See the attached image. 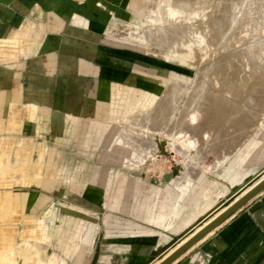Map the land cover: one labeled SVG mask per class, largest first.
I'll return each mask as SVG.
<instances>
[{"label": "crops", "instance_id": "obj_1", "mask_svg": "<svg viewBox=\"0 0 264 264\" xmlns=\"http://www.w3.org/2000/svg\"><path fill=\"white\" fill-rule=\"evenodd\" d=\"M133 2L0 0V264H22V251L16 249L30 246L34 254L40 245L47 250L42 255L59 249V228H67L60 243L68 255L69 241L75 235L90 240L96 224L85 264H154L204 215L188 225L185 221L204 213L211 197L222 191L209 183L200 193L183 195L172 181L109 176L99 166L86 178L83 166H65L71 162L70 148L79 151L78 163L94 162L81 154L101 147L99 163L117 162L118 149L106 150L113 139L112 112L127 108L130 89L151 94L165 78L149 61H136L129 50L104 40L113 24L134 11ZM72 179L85 183L81 193ZM62 195L78 197L79 209L65 207V201L57 207L53 197ZM84 207L105 213L92 216ZM45 229L46 243L35 238ZM200 254L209 264H264V191L171 264H198ZM85 256L79 251L68 259L80 264ZM25 258L28 262L30 256ZM49 259L61 264L56 256Z\"/></svg>", "mask_w": 264, "mask_h": 264}, {"label": "rangeland", "instance_id": "obj_2", "mask_svg": "<svg viewBox=\"0 0 264 264\" xmlns=\"http://www.w3.org/2000/svg\"><path fill=\"white\" fill-rule=\"evenodd\" d=\"M131 5L135 7L134 11L127 17H122L121 21H117L118 25L113 24L110 34L105 35L104 40L112 43L117 49L129 50L130 57L136 61L143 59L149 61L152 69L164 71L165 78L158 77L164 80L158 90L151 94L130 89L129 99L124 103L127 104V108L123 105L117 114L112 112L113 121L109 124L113 128V139L110 140L111 147L106 150L113 153L118 149L117 162L99 163V156L105 151V148L101 147L92 155L81 154L83 157H90L94 162L78 163L82 160L79 151L77 148H70L67 154L71 162L65 163V166L70 170L83 166L81 173L86 178L92 177L95 166H99L100 171L109 176L120 173L139 178L146 183L151 180L154 184H159L166 173L178 168V174L170 181L178 189L181 188L183 195L188 190L200 193L210 183L213 190L222 191L211 197L215 201L212 213L201 212L202 214L197 217L185 221L188 225L200 216L204 215L199 219L208 215L200 223L198 219L193 224L191 228L194 232L197 226L211 217V214L221 211L233 199L242 196L244 191L253 188L264 178V0H134ZM191 16L193 17L189 18ZM119 56L125 57L121 54ZM260 91L263 93L262 96ZM168 92L173 95L168 96L167 115L150 118L152 110L158 107L159 99ZM171 98H174L173 101ZM226 98L230 100L228 109L218 110L217 107L221 105V101H226ZM231 103H234L233 107ZM205 108L207 112L211 111V108L217 110L211 111L213 116L210 112L205 115L202 113V109ZM205 117L210 120L216 118L208 128L199 125V121L206 119ZM221 120L226 126L221 124ZM248 174H252L250 179L241 185ZM69 182L77 193H81L86 186L75 179ZM263 191L264 189L260 193ZM230 192H234V198L227 199ZM53 198L57 207L65 201L74 204L63 202L65 207L79 209L75 206L80 205L78 197H75V200L70 199L68 195ZM110 199L104 203L106 208H109ZM223 199L224 202H221ZM84 208L92 216L105 213V211L97 213L93 207ZM104 219L105 217L102 219L98 217L97 221L103 222ZM79 222L87 224V230H92V226L86 221ZM98 227V224L93 227L92 236L88 241L76 235L71 238L68 255L60 243V239L66 237L67 228L56 230L57 233L60 232L58 245L61 251L51 250L47 255H42V252L47 250H42L40 245L38 249L34 247V254L31 253L30 246L27 250L16 251H22V264H33L30 259L26 262V256H33L36 264H49L50 256H56L61 264H76V261L68 257L81 251L86 256L81 257V263L80 259L78 263L85 264ZM79 229L73 226L75 234L79 233ZM193 232L190 230L189 234L178 241L179 243L159 255L154 264H160L165 255ZM47 236L45 229L35 238L46 243ZM99 236L100 234L97 240ZM31 238L24 240H29L27 243L31 244ZM80 242L88 244L81 245ZM198 264H209L204 254L199 255Z\"/></svg>", "mask_w": 264, "mask_h": 264}, {"label": "bare ground", "instance_id": "obj_3", "mask_svg": "<svg viewBox=\"0 0 264 264\" xmlns=\"http://www.w3.org/2000/svg\"><path fill=\"white\" fill-rule=\"evenodd\" d=\"M207 1V0H206ZM254 3V2H253ZM224 4V3H223ZM228 4H229V2H228ZM247 4V3H246ZM182 5V4H181ZM195 5V4H194ZM200 5V4H199ZM247 5H249V4H247ZM224 6V5H223ZM228 6V5H227ZM194 7V6H193ZM197 7V6H196ZM212 7V6H211ZM210 7V8H211ZM225 7H226V5H225ZM247 7V6H246ZM227 8V7H226ZM194 9V8H193ZM188 10V9H187ZM210 10V9H209ZM186 11V10H185ZM187 12V11H186ZM189 12V11H188ZM199 12V11H198ZM192 13V12H191ZM193 13H194V11H193ZM192 13V14H193ZM196 13V12H195ZM200 13H202V12H200ZM199 13V14H200ZM205 13V12H204ZM191 14V15H192ZM207 14V13H206ZM190 15V14H189ZM195 15H197V14H195ZM208 15V14H207ZM188 16V15H187ZM186 16V17H187ZM198 16H200V15H198ZM202 16V15H201ZM209 16V15H208ZM184 17V16H183ZM182 17V18H183ZM193 16H191V17H189V18H192ZM195 17V16H194ZM201 18V17H200ZM238 18V17H237ZM196 20H198V18L196 19ZM195 20V21H196ZM204 20V22H205V19H203ZM203 20H202V22H203ZM209 20V19H208ZM185 21V20H184ZM188 21V20H187ZM189 22V21H188ZM198 22V21H197ZM226 22H227V20H226ZM196 23V22H195ZM188 24V23H187ZM207 24V23H206ZM227 24H228V22H227ZM234 24V23H233ZM193 26V25H192ZM198 26V25H197ZM200 26V25H199ZM205 26V25H204ZM183 29H184V27H183ZM183 31V30H182ZM208 32V31H207ZM190 33V32H189ZM183 34V33H182ZM209 34V33H208ZM211 34V33H210ZM186 35V34H185ZM184 35V36H185ZM187 36V35H186ZM206 36V35H205ZM212 36H214V35H212ZM180 38V37H179ZM182 38V37H181ZM203 38H205V37H203ZM211 38V37H210ZM215 38V37H214ZM245 38V37H244ZM180 40V39H179ZM195 40H196V38H195ZM178 41V40H177ZM184 41H185V39H184ZM178 43V42H177ZM181 43V42H180ZM196 44V43H195ZM212 44V43H211ZM182 45V44H181ZM228 45V44H227ZM235 46H237V45H235ZM210 47V46H209ZM228 47V46H227ZM230 47V46H229ZM239 47V46H238ZM235 49V48H234ZM236 50V49H235ZM217 51V50H216ZM220 51V50H219ZM227 51V50H226ZM238 53V52H237ZM239 54V53H238ZM192 55V54H191ZM224 55V54H223ZM190 56V55H189ZM182 59V58H181ZM180 59V60H181ZM188 59V58H187ZM214 59V58H213ZM183 60V59H182ZM190 62V61H189ZM215 62V61H214ZM219 68V67H218ZM223 69V68H222ZM214 75H215V73H214ZM226 76V75H225ZM229 77V76H228ZM236 77V76H235ZM235 77H233V78H235ZM258 78V77H257ZM225 79V78H224ZM259 79H261V78H259ZM264 79V78H263ZM232 81V80H231ZM218 82V81H217ZM227 84V83H226ZM260 84V83H259ZM210 85H212V84H210ZM231 85V84H230ZM243 85V84H242ZM262 85H263V83H262ZM241 86V85H240ZM232 87V86H231ZM234 87H235V85H234ZM242 87V86H241ZM244 88H246L245 86H243ZM259 87V86H258ZM260 87H261V85H260ZM176 88V87H175ZM220 88V87H219ZM262 88V87H261ZM227 89V88H226ZM233 89V88H232ZM243 89V88H242ZM172 92H173V90H171ZM176 90H174V92H175ZM199 91V90H198ZM197 91V92H198ZM232 91V90H231ZM203 92V91H202ZM210 92V91H209ZM223 92V91H222ZM249 92V91H248ZM247 92V93H248ZM170 93L171 92H168L166 95H164V96H162V98L161 99H159V102H158V107L156 108V109H153L152 110V114L150 115V118H152V117H155V116H160V117H162V116H166L167 115V113H168V111H169V100H168V96H171V95H173V93L170 95ZM194 93V92H193ZM233 93V92H232ZM251 93V92H250ZM249 93V94H250ZM260 93H261V96H262V92L260 91ZM260 93L258 92V94L260 95ZM230 95V94H229ZM240 95V94H239ZM193 96V95H192ZM224 96V95H223ZM228 96V95H227ZM173 97V96H172ZM205 97V96H204ZM211 97V96H210ZM210 97H208V98H210ZM247 97H248V95H247ZM252 97V96H251ZM253 98V97H252ZM256 98V97H255ZM170 99V98H169ZM172 99V98H171ZM174 99V98H173ZM173 99H172V101H173ZM197 99H199V98H197ZM206 99L207 98H205V103L207 102L206 101ZM216 99V98H215ZM220 99V98H219ZM222 99V98H221ZM237 99H238V97H237ZM254 99V98H253ZM258 99H259V97H258ZM212 100V99H211ZM229 100V98L227 99L226 98V101H221L222 103H221V105H219L218 107H217V109L218 110H222L223 108L224 109H228V103L230 102V100ZM255 100H257V99H255ZM171 101V102H172ZM175 101V100H174ZM191 101V100H190ZM236 101V100H235ZM243 101H244V99H243ZM260 101V100H259ZM209 102H210V100H209ZM212 102V101H211ZM239 102V101H238ZM201 103V102H200ZM226 103V105H224ZM240 103H241V101H240ZM253 103H254V101H253ZM193 105H194V103H193ZM232 105H234V103H231V107H233ZM254 105H256V103H254ZM157 106V105H156ZM225 106V107H224ZM204 107V106H203ZM211 107V106H210ZM236 107H237V105H236ZM155 108V107H154ZM234 108H235V106H234ZM234 108H233V110H234ZM241 108V107H240ZM246 108V107H245ZM198 109V108H197ZM213 109H215V108H211V111L213 110ZM217 109H215V110H217ZM200 110V109H199ZM198 110V111H199ZM237 110V109H236ZM240 110V109H239ZM241 110H243V109H241ZM197 111V110H196ZM209 111L210 112V114H212V112L214 111ZM209 112H207V109L205 108L204 110L202 109V113L203 114H205V115H208V113ZM217 112V111H216ZM230 112V111H229ZM234 112H235V110H234ZM240 112V111H239ZM231 113H233V112H231ZM186 114V113H185ZM209 114V115H210ZM220 115V114H219ZM218 115V116H219ZM227 115V114H226ZM212 116H213V114H212ZM218 116H217V118H218ZM220 116H223L224 117V115H220ZM206 118V117H205ZM208 119V120H207ZM216 118H212V120H210L209 118H206V119H203L201 122L199 121V125H203V128H204V126H206L207 128L213 123V121L215 120ZM224 120H225V118H224ZM226 121V120H225ZM221 122H222V120H221ZM229 122V121H228ZM225 123V122H224ZM220 124V123H219ZM221 124H223V122L221 123ZM228 124V123H227ZM224 125V124H223ZM224 126H226V125H224ZM201 128V127H200ZM202 128V129H203ZM228 128V127H227ZM191 131V130H190ZM196 131V130H195ZM194 131V132H195ZM198 132V131H197ZM196 135V134H195ZM209 145V144H208ZM150 148V147H149ZM258 180V179H257ZM256 180V181H257ZM262 180H264V178H262V179H260L258 182H257V184L256 185H258V183H260ZM180 183V182H179ZM185 185V184H184ZM255 185V186H256ZM254 186V187H255ZM180 187V186H179ZM236 187H238V186H236ZM251 187V186H250ZM253 187V188H254ZM239 188V187H238ZM248 188V187H247ZM253 188H251V189H253ZM181 189V188H180ZM251 189H249V190H246V191H244V193L242 194V196H244L246 193H248ZM233 190V189H232ZM231 190V191H232ZM245 190V189H244ZM239 194V193H238ZM242 196H240V197H242ZM240 197L239 196H237L235 199H233L232 200V202H230L227 206H225L221 211H218V213H216V214H214V215H210L211 217L210 218H208L206 221H204L202 224H198L197 223V225H199V226H197L196 227V229H195V231L193 232V229H192V234L189 236V237H187V238H185L177 247H175L174 249H172L167 255H165L163 258H162V260L161 261H163L164 259H166L167 257H169L174 251H176L181 245H183L186 241H188L191 237H193L196 233H198L199 231H201L202 229H204L207 225H209L212 221H214L217 217H219V215L221 214V213H223L224 211H226L229 207H231L236 201H238L239 199H240ZM232 198H234V197H232ZM231 198V199H232ZM211 200V199H210ZM208 201L207 202V204L203 207V209H202V212H209V211H211L212 210V208H214L215 206H214V204H215V201L214 202H211V201ZM220 200V199H219ZM229 201H231V200H229ZM228 201V202H229ZM220 202V201H219ZM221 203V202H220ZM210 208V209H209ZM209 209V210H208ZM215 209V208H214ZM217 210V209H216ZM215 212V211H214ZM207 214H209V213H207ZM208 216V215H207ZM189 234V233H188ZM186 236V235H185ZM185 236H183L182 238H184ZM179 243V242H178ZM177 244V243H176ZM173 247V246H172ZM31 258V257H30ZM29 258V259H30ZM52 258V257H51ZM35 259V258H34ZM33 259V260H34ZM19 260V259H18ZM31 260V259H30ZM160 261V262H161ZM16 262V261H15ZM55 262V261H54ZM56 263H58V260H57V262ZM19 264V263H18Z\"/></svg>", "mask_w": 264, "mask_h": 264}, {"label": "water", "instance_id": "obj_4", "mask_svg": "<svg viewBox=\"0 0 264 264\" xmlns=\"http://www.w3.org/2000/svg\"><path fill=\"white\" fill-rule=\"evenodd\" d=\"M178 174V168L174 169L171 172H168L164 175L161 182L166 183L169 182L174 176ZM264 189V180L258 183L253 189H251L248 193H246L243 197H241L238 201H236L229 209H227L224 213H222L219 217H217L214 221H212L209 225H207L204 229L196 233L193 237H191L188 241H186L183 245H181L176 251H174L169 257H167L160 264H171L175 260H177L180 256H182L186 251H188L191 247L197 244L203 237L209 234L212 230H214L217 226H219L222 222H224L229 216H231L234 212H236L239 208H241L246 202L256 196ZM234 192H230L227 195V199L233 197ZM224 202V199L221 201ZM213 211H211L212 213ZM210 213V214H211ZM209 214V215H210ZM207 217V216H206ZM205 217V218H206ZM205 218L199 219L198 223L203 221ZM189 229L186 231L182 237L189 233ZM181 237V238H182ZM166 251V250H164ZM162 251L161 254L164 252Z\"/></svg>", "mask_w": 264, "mask_h": 264}]
</instances>
